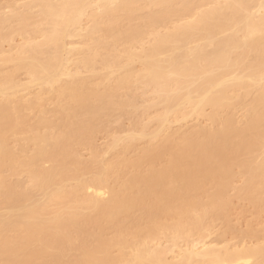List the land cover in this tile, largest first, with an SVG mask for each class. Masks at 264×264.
I'll return each mask as SVG.
<instances>
[{
    "label": "bare ground",
    "instance_id": "bare-ground-1",
    "mask_svg": "<svg viewBox=\"0 0 264 264\" xmlns=\"http://www.w3.org/2000/svg\"><path fill=\"white\" fill-rule=\"evenodd\" d=\"M23 4L0 14V44L24 38L0 56V264H264L251 226L248 242L208 240L220 222L233 229L232 189L264 206V0ZM140 98L161 109L154 129L114 137L100 160L95 136ZM20 173L27 184L10 180Z\"/></svg>",
    "mask_w": 264,
    "mask_h": 264
},
{
    "label": "rangeland",
    "instance_id": "rangeland-1",
    "mask_svg": "<svg viewBox=\"0 0 264 264\" xmlns=\"http://www.w3.org/2000/svg\"><path fill=\"white\" fill-rule=\"evenodd\" d=\"M27 1H28V3H31L34 0H21V1L20 0H0V14L4 15L3 12L7 13L6 15H9V14L13 15V14H16L17 12L21 13V12H23V10H25L24 8L22 9L21 6H24L25 4H23V3H27ZM16 4L18 5V10H16L17 12L15 13V11H14L15 9H13L14 7L11 9L10 6L11 5L13 6V5H16ZM19 5H20V7H19ZM11 10L14 11L13 14L10 12ZM8 12H9V14H8ZM35 12H37V11H35ZM6 15H5V17H6ZM11 15H9V16H11ZM37 16H38V14H37ZM84 19L85 20L83 21V26L84 27H89L91 25V22H89V20H87L86 18H84ZM136 23H138V21H136ZM16 24H18V23L12 24V26L9 27V28L6 27L7 29L5 28L6 30H5L4 33L11 34V30L13 29L12 27H14V26H15L14 28H17L18 29L19 26L16 25ZM86 24L88 26H86ZM134 24H135V21H134ZM16 26H18V27H16ZM161 30H164V28H162ZM14 35H11V36H13V39L11 37H10L11 40L8 38L9 39L8 40L9 42L7 40L2 41L3 43L1 42L2 45L0 44V49L3 51L2 52L3 54H0L1 59L3 58V56H5L4 54L8 55L6 53L7 50H9V51H7L9 53H14L16 51H14L11 48H14V49L15 48H18V47H16V45H18L20 47V44H23L24 43V40H22V38H23L22 35H19L18 33H14ZM41 39H42L41 37H38L36 39V41H40ZM74 40L75 39H72V38L67 39V41H69V44H67L69 49L72 48V46L74 44L73 43ZM76 41H77V39L75 40V45L74 46H76ZM145 42H148V40H146ZM77 45H78V47L80 46V39H78ZM9 65H10V67L7 66V65L5 67H3V70L5 68H6V70L8 69V71L5 70L6 73L9 72L10 69H11V65L12 64L10 63ZM135 66H136L137 70L140 69V64L139 63H137ZM13 67L14 66H12V69L15 68V67L14 68ZM17 74H18V76H17L18 79L17 80L21 84H23V83L25 84L27 82V76H26V74L25 73H17ZM87 75L88 74H84V76H87ZM34 90H35V88L32 90V92H34ZM35 91L38 92V90H35ZM37 92H35V93H37ZM137 95H139V96L141 95V90L138 91ZM32 96H33V94H32ZM52 101H49V100L47 101V103L49 102L47 104V107H46L47 111H51L52 108L55 107L52 103H50ZM247 101H248V99H247ZM145 104L146 103L143 102L142 98H140L137 101L138 108L136 110H133L129 115H127L125 117L123 116L120 119H117L115 117L117 120L114 119V121H112L111 124H109L110 127L108 126L107 129H105L104 131L99 132L97 134V136H95V141H96L95 145L97 147V150L101 154L100 160L101 159L102 160L107 159V160H105V162H107L108 159L109 160L110 159L111 160L114 159V156H115L114 154H112V156H111V153H109V154L107 153V150H108L107 147L109 148V145L112 143L114 137H116L118 135H119V137L121 135L122 136H125V135H127L126 133H128V132H130V133L131 132L138 133L139 131L142 130V126L144 124H147V123H150L151 126H152V127L151 126L150 127L152 129H154L155 126H153V124H152L154 122H151V120L155 117V115H157V113H159L161 111V109L159 107L158 109H160V110L158 111L157 109L155 110L154 109L155 107H154V108H151L150 111L147 110L149 112H146L145 113L144 112L145 110L143 108V107H145ZM206 111H207V114H208L210 110L207 109ZM236 111H237V114L239 113L238 115L236 114V118L238 119L239 123H242L243 124L244 121H245V119L243 118L244 117V109L242 110L241 108L238 107L236 109ZM26 114H28L30 116H33L34 112L27 111ZM34 115H36V114H34ZM222 115L223 116H226L227 115V112H224ZM47 116L50 117L51 115H48L47 114ZM238 116H239V118H238ZM33 118L36 119V116H33ZM35 119H33V120H35ZM206 120L207 119H205V118L204 119L203 118L200 119V121H198V122H197V120H196V122H195V120H194V122H193V120H191V121H189L187 123H182L181 125L179 124V126L178 125H175V126H173V129L175 128L176 130L180 131V133H181L182 131L183 132H186L187 130H189V131L193 130V127H195L197 124H201V125L203 124L202 126H205V125L210 126L211 125L210 122L209 121H206ZM152 121H154V119ZM33 122H35V121H33ZM186 126H188V127H186ZM191 126H192V129H191ZM150 127H148V128L150 129ZM152 129H150V130L152 131ZM189 131H187V132H189ZM12 141H14V140H12ZM11 143H12L13 146L15 145V142H11ZM147 144H149V143H147V141H140L139 143H137L136 151L130 153L129 154V157L134 159V158L138 157L139 155H141L143 149L147 146ZM17 145L15 146V149L17 148ZM79 152H80V155L82 156L81 158H83V161L86 163V160H87V162L90 160L89 161V164H90L91 161H92L91 159H92V156H93V152L91 150H88L87 148H81L79 150ZM263 157H264V154H263V151H261V153H259L257 159L260 161V159L263 158ZM262 160H264V159H261V161ZM95 168H97V166ZM242 179H244V178H242ZM242 179H240L238 177L237 180L234 183V186L236 187V190H237L236 192L237 193H238V188H240L242 186V184L244 183V182L242 183ZM10 180L12 182H18V181H20L22 183L24 182L25 184H27L26 182H29L26 174H24V173H20V174H18L16 176H13V177L10 178ZM73 186H74V184H73ZM234 191L235 190L232 189V191H230V193H229V195H231L230 200L232 201V205L228 209V213H227L228 214V218H229L230 227L233 228V229H228L227 228V225H225L224 223L222 224L220 221H219L220 223L218 225L216 224L217 223L216 222L215 224L217 226L214 227L212 236L208 239L211 242H212V240H214L213 242H215V240H216L217 241L216 243H219L220 242V247H222L224 245H235V244L238 245L240 243L239 242L240 240H244L245 242H248V239L246 238V232L248 231L249 226L253 227L254 230H257L262 235L264 234V206H263V209L259 212V211H257V208L252 203H250L248 200H243L244 198L239 199V197H236L234 195L235 194ZM236 195L238 196L239 194H236ZM108 231H110V232H108ZM108 231H107L108 232L107 233L108 238H111V236H113L112 230H108ZM223 234H225L224 237H222ZM161 241H162V243L164 242L163 243L164 246H166V245L168 246V244H167V242L165 241L164 238H162ZM181 244L183 245V243H181ZM249 245H251V244L249 243ZM114 252L116 253V250Z\"/></svg>",
    "mask_w": 264,
    "mask_h": 264
}]
</instances>
